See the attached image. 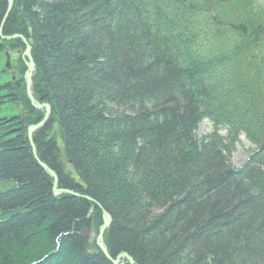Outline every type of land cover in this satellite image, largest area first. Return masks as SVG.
I'll return each instance as SVG.
<instances>
[{"label":"trees","instance_id":"1","mask_svg":"<svg viewBox=\"0 0 264 264\" xmlns=\"http://www.w3.org/2000/svg\"><path fill=\"white\" fill-rule=\"evenodd\" d=\"M13 35L50 106L36 157L91 201L54 195L27 139L43 111L23 71L0 82V264H111L84 235L102 211L111 259L264 264V0H13Z\"/></svg>","mask_w":264,"mask_h":264},{"label":"water","instance_id":"2","mask_svg":"<svg viewBox=\"0 0 264 264\" xmlns=\"http://www.w3.org/2000/svg\"><path fill=\"white\" fill-rule=\"evenodd\" d=\"M6 5H7L6 11H5L4 17H3L1 25H0V40L1 41H10V40L17 39V38H19L21 40L22 44L25 47V56H26V59H27L26 74H25L26 95H27L28 101H29V103H30L32 108H34L35 110H39V111L40 110H44V115H43L42 120L38 124L29 127L28 131H27V139H28L29 145L31 147L32 155L34 156V158L38 162V164L44 169V171L53 179L52 192L55 195L56 194H67V195H70V196L80 197V198L86 199L88 201H91L88 197L82 196V195H78V194H76V193H74L72 191L58 190L57 189V177H56L55 173L52 172L50 169H48L44 164L40 163L39 160L36 157V152H35V148H34V145H33V142H32L31 135H32V133L35 130H37L40 127H42L43 124L47 121V119L49 118V115H50V107L47 104H39L31 96L30 83H31V76H32V73L34 71V63H33L32 58L30 56V47H29L27 41L22 36H19V35H14V36H9V37L2 36V27H3L7 17L9 16L10 12L12 11L13 0H6ZM5 55H6L5 69L9 71L11 69L10 58H9V55H8L7 52H5ZM109 224H110L109 215L106 212L102 211V224H101V226L99 228L97 237L95 239V244H96L99 252L111 264H120V261L123 260V259L126 260L127 264H134L133 260L125 253L119 254L118 256H116L115 259H111L110 256L108 255L107 250H106V248L104 246V243H103V233L106 230V228L109 226Z\"/></svg>","mask_w":264,"mask_h":264},{"label":"rangeland","instance_id":"3","mask_svg":"<svg viewBox=\"0 0 264 264\" xmlns=\"http://www.w3.org/2000/svg\"><path fill=\"white\" fill-rule=\"evenodd\" d=\"M11 55H16L15 51L13 52H9ZM20 55V52L19 54H17L16 56H13V58H11V64H12V68H11V71L6 73L5 76L1 77L0 79V82H4V81H7V80H10V77H11V72H16L18 69H16V61L17 60V56ZM15 61V63H14ZM14 64V66H13ZM5 67V55L4 54H0V71L3 70ZM12 113H8V112H3L2 113V116H9L11 115ZM212 131V126L207 122V121H203L201 122V124H199L198 126V131H197V135L198 137H201L203 136L204 134H209L210 132ZM252 148V146H250L246 141L245 139L241 136L240 140H239V144L238 146L236 147V150L234 152V154L231 156V159H230V165L232 167H238L240 166L243 161L245 160L246 158V154L248 151H250ZM73 176L75 177V175L73 174ZM98 231H99V228H98ZM98 231L95 232V231H87L84 235L86 237V239L88 240V242L90 244H95V239L97 237V234H98Z\"/></svg>","mask_w":264,"mask_h":264},{"label":"flooded vegetation","instance_id":"4","mask_svg":"<svg viewBox=\"0 0 264 264\" xmlns=\"http://www.w3.org/2000/svg\"><path fill=\"white\" fill-rule=\"evenodd\" d=\"M20 45H21V43H20ZM21 51V49H17V50H15V53L16 54H19V52ZM13 56V55H12ZM18 67H19V71H14V72H11L10 74H11V77H13V81H15L16 80V74L17 73H20L21 71H23V74L25 75V72H26V66H25V62H24V69H22L20 66H19V64H18Z\"/></svg>","mask_w":264,"mask_h":264}]
</instances>
